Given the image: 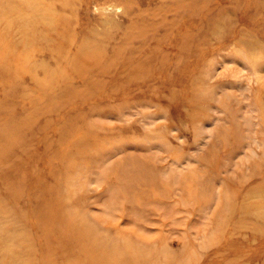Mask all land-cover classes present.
<instances>
[{"label":"rangeland","instance_id":"obj_1","mask_svg":"<svg viewBox=\"0 0 264 264\" xmlns=\"http://www.w3.org/2000/svg\"><path fill=\"white\" fill-rule=\"evenodd\" d=\"M0 264H264V0H0Z\"/></svg>","mask_w":264,"mask_h":264},{"label":"bare ground","instance_id":"obj_2","mask_svg":"<svg viewBox=\"0 0 264 264\" xmlns=\"http://www.w3.org/2000/svg\"><path fill=\"white\" fill-rule=\"evenodd\" d=\"M23 23H25V20H24ZM10 24H11V22L7 23V26L10 25ZM33 28H34V27H33ZM4 30H5V29H4ZM29 36H30V35H29ZM88 57H93V56H92V54H91V56H88ZM88 57H86V58H88ZM154 173H155V172H154Z\"/></svg>","mask_w":264,"mask_h":264}]
</instances>
